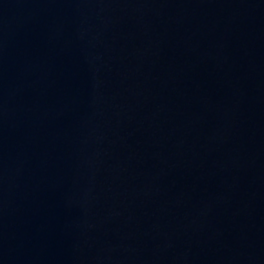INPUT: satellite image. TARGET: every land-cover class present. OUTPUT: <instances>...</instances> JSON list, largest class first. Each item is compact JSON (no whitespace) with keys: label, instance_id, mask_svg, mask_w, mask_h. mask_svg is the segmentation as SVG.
<instances>
[{"label":"water","instance_id":"1","mask_svg":"<svg viewBox=\"0 0 264 264\" xmlns=\"http://www.w3.org/2000/svg\"><path fill=\"white\" fill-rule=\"evenodd\" d=\"M0 264H264V0H0Z\"/></svg>","mask_w":264,"mask_h":264}]
</instances>
